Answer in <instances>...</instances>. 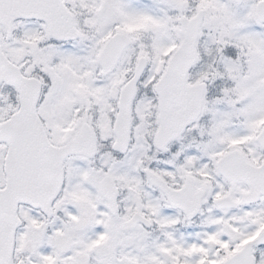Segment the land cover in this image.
Instances as JSON below:
<instances>
[{
	"label": "snow or ice",
	"instance_id": "6c2138e0",
	"mask_svg": "<svg viewBox=\"0 0 264 264\" xmlns=\"http://www.w3.org/2000/svg\"><path fill=\"white\" fill-rule=\"evenodd\" d=\"M0 264H264V0H0Z\"/></svg>",
	"mask_w": 264,
	"mask_h": 264
}]
</instances>
